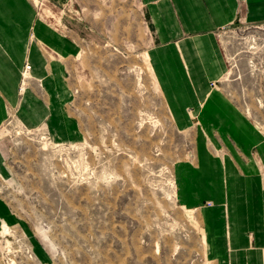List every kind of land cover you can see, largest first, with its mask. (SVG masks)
<instances>
[{
	"label": "rangeland",
	"instance_id": "rangeland-1",
	"mask_svg": "<svg viewBox=\"0 0 264 264\" xmlns=\"http://www.w3.org/2000/svg\"><path fill=\"white\" fill-rule=\"evenodd\" d=\"M26 1L32 23L72 47L30 25L12 82L0 79V264H234L230 186L196 205L181 195L200 148L222 163L226 148L164 79L143 1ZM217 38L226 71L210 86L264 139V23L235 21ZM259 177L264 193L262 165Z\"/></svg>",
	"mask_w": 264,
	"mask_h": 264
},
{
	"label": "crops",
	"instance_id": "crops-1",
	"mask_svg": "<svg viewBox=\"0 0 264 264\" xmlns=\"http://www.w3.org/2000/svg\"><path fill=\"white\" fill-rule=\"evenodd\" d=\"M142 1L151 31L159 40L155 52L164 79L177 82L180 101L194 106L211 140L218 136L215 146L226 148L223 163L201 147L200 171L181 169L183 202L196 205L205 199L201 197L204 189L217 198L220 188L230 186L227 224L233 262L257 264L264 245V193L259 179L264 139L242 110L211 88L210 82L221 80L226 71L217 32L235 21L264 23V0ZM32 19L33 9L26 0H0V79L5 87L12 82L13 65L18 64L26 46L30 25L36 38L50 47L61 51L72 47L39 21L33 24ZM35 48L30 45V59L37 69L33 67V73L41 71L42 63ZM32 105L30 110L35 112ZM216 223H222L220 217Z\"/></svg>",
	"mask_w": 264,
	"mask_h": 264
},
{
	"label": "built area",
	"instance_id": "built-area-1",
	"mask_svg": "<svg viewBox=\"0 0 264 264\" xmlns=\"http://www.w3.org/2000/svg\"><path fill=\"white\" fill-rule=\"evenodd\" d=\"M30 68L29 64L25 65V69L28 70Z\"/></svg>",
	"mask_w": 264,
	"mask_h": 264
}]
</instances>
